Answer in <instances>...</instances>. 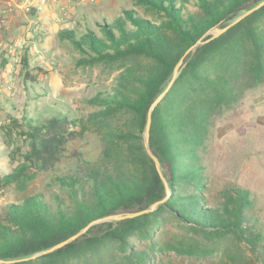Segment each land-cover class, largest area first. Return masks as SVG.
I'll return each mask as SVG.
<instances>
[{
  "label": "trees",
  "instance_id": "trees-1",
  "mask_svg": "<svg viewBox=\"0 0 264 264\" xmlns=\"http://www.w3.org/2000/svg\"><path fill=\"white\" fill-rule=\"evenodd\" d=\"M135 1L154 12L160 21L145 18L136 10H124L123 18L100 25L103 36L92 30L81 37L68 29L60 32L63 40L85 55L82 64L123 65L130 59L143 58L151 61L138 68H126L112 92L98 98L104 105L98 115H131L133 129L111 135L110 146L104 150L105 162L93 166L86 177L57 178L68 199L55 195L56 207L41 195L7 207V223L0 221V261L11 263L3 264H68L70 256L113 243L129 249L127 264H146L142 253L130 250V238L162 214L205 240L231 235L253 254H259L262 234L246 225L249 193L237 190L222 207L208 206L201 192L207 173L200 154L208 146L214 113L236 95L233 82L239 78V71L248 70L255 84L264 83V6L225 33L204 38L207 42L185 54L207 32L226 28L264 0ZM191 1H195L199 12L187 10ZM183 56L177 79L152 111L149 135V149L161 164L170 188L169 198L153 213L93 225L64 247L29 259L96 220L140 212L166 198L164 183L145 147L144 134L150 108L170 84ZM71 126L75 123L66 117L29 121L30 150L15 169L0 174V189L13 184L26 187L38 173L58 164L67 144L82 135ZM170 248L182 255L206 254L209 249L193 239L181 240Z\"/></svg>",
  "mask_w": 264,
  "mask_h": 264
},
{
  "label": "rangeland",
  "instance_id": "rangeland-1",
  "mask_svg": "<svg viewBox=\"0 0 264 264\" xmlns=\"http://www.w3.org/2000/svg\"><path fill=\"white\" fill-rule=\"evenodd\" d=\"M25 1L0 0V174L10 173L29 152V121L66 117L75 123L72 130L82 135L67 144L58 164L38 173L26 187L13 184L0 189L3 223H7V207L21 204L27 197L41 195L54 207L55 195L67 200L57 178L86 177L93 166L105 162L104 150L110 146L111 135L133 129L131 115H98L104 108L98 98L112 92L126 68L151 61L143 58L130 59L123 65L82 64L85 55L63 40L60 32L68 29L81 37L92 30L103 36L100 25L123 18L124 10H136L145 18L160 21L135 0H47L42 12L30 14L22 9ZM186 8L199 12L195 1ZM63 18H68V23ZM260 20L263 22V17ZM208 36L213 34H205L204 42ZM17 57L20 63L15 64L13 58ZM238 76L233 82L236 95L211 119L208 146L200 154L207 173L201 192L208 206L215 207H222L237 190L249 193L246 225L262 234L259 254H253L231 235L205 240L162 214L130 238V250L142 253L146 264H264V83L255 84L248 70L242 69ZM191 239L207 246L208 253L182 255L170 248ZM128 256L129 249L113 243L67 260L68 264H127Z\"/></svg>",
  "mask_w": 264,
  "mask_h": 264
},
{
  "label": "water",
  "instance_id": "water-1",
  "mask_svg": "<svg viewBox=\"0 0 264 264\" xmlns=\"http://www.w3.org/2000/svg\"><path fill=\"white\" fill-rule=\"evenodd\" d=\"M264 6V2L260 3L259 5H257L256 7L250 9L249 11H247L246 13H244L242 16H240L239 18H237L232 24H230L229 26H227L226 28L224 29H214V30H210L209 32L206 33V35H209V34H213V38L214 37H217L223 33H225L230 27H232L233 25H235L236 23L240 22L242 19H244L245 17L251 15L252 13H254L255 11L259 10L261 7ZM205 43L203 41V38L200 39L194 46H192L185 54V56L187 54H189L190 52H194L198 46H200L201 44ZM185 56H183L181 58V60L179 61V63L177 64L175 70H174V75H173V78L170 82V84L168 85V87L166 88V90L155 100V102L152 104L151 108H150V111H149V116H148V121H147V125H146V131H145V140H144V144H145V147L147 149V152L148 154L151 156V158L153 159L154 163H155V166H156V169L158 171V173L160 174L161 176V179L164 183V186H165V189H166V193H167V196L165 199H163L162 201H159V202H156L154 203L153 205H151L150 208L146 209V210H143V211H140V212H136V213H127V214H117V215H112V216H108L106 218H103V219H100V220H96L92 223H90L86 228H84L83 230H81L79 233H77L76 235H74L73 237L69 238L68 240L54 246L53 248L49 249V250H46V251H43L41 253H38L36 255H34L33 257L29 258V259H36L37 257H40L42 255H45V254H48V253H51V252H54L56 251L57 249H60L62 247H64L65 245L71 243L72 241L76 240L77 238H79L81 235L85 234L87 232V230L93 226V225H96V224H99V223H103V222H112V221H122V220H126V219H132V218H136V217H139V216H142V215H145V214H150V213H153L154 211L157 210V208L163 204L170 196V188H169V185L167 183V180L165 179L164 175H163V172H162V169H161V164L159 162V160L157 159V157H155L150 149H149V135H150V129H151V115H152V111L154 110V108L156 106H158L161 101L165 98V96L167 95V93L169 92V90L171 89L173 83L175 82V80L177 79L178 75H179V71L184 63V58ZM29 259H25V260H29ZM15 262V261H14ZM3 263H11V262H6V261H0V264H3Z\"/></svg>",
  "mask_w": 264,
  "mask_h": 264
},
{
  "label": "built area",
  "instance_id": "built-area-1",
  "mask_svg": "<svg viewBox=\"0 0 264 264\" xmlns=\"http://www.w3.org/2000/svg\"><path fill=\"white\" fill-rule=\"evenodd\" d=\"M57 1V0H53ZM47 6V0H26L24 2V6L22 9H24L25 13H40L44 10V8ZM68 21L67 18H63V22L66 23ZM20 45V43H19ZM13 61L15 64L20 63V58H13Z\"/></svg>",
  "mask_w": 264,
  "mask_h": 264
},
{
  "label": "crops",
  "instance_id": "crops-1",
  "mask_svg": "<svg viewBox=\"0 0 264 264\" xmlns=\"http://www.w3.org/2000/svg\"><path fill=\"white\" fill-rule=\"evenodd\" d=\"M4 12H6V11H4ZM8 13V12H7ZM68 19V18H67ZM62 21V20H61ZM66 23H68V21L66 22Z\"/></svg>",
  "mask_w": 264,
  "mask_h": 264
}]
</instances>
